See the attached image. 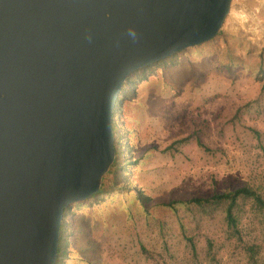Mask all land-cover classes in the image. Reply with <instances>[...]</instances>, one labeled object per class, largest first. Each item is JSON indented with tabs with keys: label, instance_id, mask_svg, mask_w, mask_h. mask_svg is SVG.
<instances>
[{
	"label": "rangeland",
	"instance_id": "1",
	"mask_svg": "<svg viewBox=\"0 0 264 264\" xmlns=\"http://www.w3.org/2000/svg\"><path fill=\"white\" fill-rule=\"evenodd\" d=\"M127 94L113 106L124 179L69 206L63 264H249L221 207L154 201L245 183L264 196V0H231L215 37L148 69ZM240 204L243 240L264 264V212Z\"/></svg>",
	"mask_w": 264,
	"mask_h": 264
},
{
	"label": "water",
	"instance_id": "2",
	"mask_svg": "<svg viewBox=\"0 0 264 264\" xmlns=\"http://www.w3.org/2000/svg\"><path fill=\"white\" fill-rule=\"evenodd\" d=\"M231 0H0V264H56L114 160L128 76L215 37Z\"/></svg>",
	"mask_w": 264,
	"mask_h": 264
},
{
	"label": "trees",
	"instance_id": "3",
	"mask_svg": "<svg viewBox=\"0 0 264 264\" xmlns=\"http://www.w3.org/2000/svg\"><path fill=\"white\" fill-rule=\"evenodd\" d=\"M176 54H173L169 57H166L162 60H159L153 64H150L146 67L140 68L132 72L127 80L124 82L119 95L114 102V108H119L122 99L128 96L127 92H132L134 90V85L137 79L146 75L148 69L153 68L156 65L167 64L168 62H172L176 58ZM123 96V97H120ZM113 130L116 132L117 128L115 122L113 121ZM121 140L125 138L120 136ZM115 149V157L107 172L102 176L100 186L98 191L93 194L91 197L99 195L104 192H109L115 187H119L118 183L123 181L124 176L122 172L125 169V165L128 164V160L121 155V148L114 145ZM110 175V180L108 184L104 183L105 176ZM120 180V181H119ZM119 181V182H118ZM136 198L140 202V204L145 207L149 198L145 196L143 193H136ZM168 200H162L159 202L154 201L155 203L166 204L169 207L174 208L175 203L181 204H192L198 206L202 209H206L207 207H221L224 213V220L225 225L228 231L230 232V236L234 237L237 242L242 243V249L244 250L247 261L249 264H258L261 258V247L259 244L254 242H247L243 240L242 230L239 227V217L237 211L241 207L240 202L244 200H249L252 203L253 208L257 211L264 212V196L259 191L258 186L251 185L248 183L239 185L233 189H227L220 192H214L208 196H188L182 195L180 197H169ZM69 214V207L64 210V218L61 222L60 226V238H59V247H58V254L56 259V264H63L64 263V255L66 252V246L68 243V236L69 233V222L65 219V217ZM208 245L211 246V242H208Z\"/></svg>",
	"mask_w": 264,
	"mask_h": 264
}]
</instances>
